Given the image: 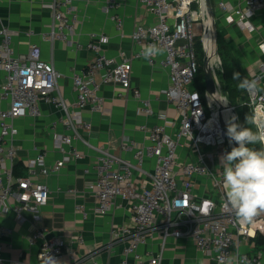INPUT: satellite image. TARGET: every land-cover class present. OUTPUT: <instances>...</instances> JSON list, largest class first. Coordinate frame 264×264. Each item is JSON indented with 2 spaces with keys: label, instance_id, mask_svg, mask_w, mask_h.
Returning <instances> with one entry per match:
<instances>
[{
  "label": "built area",
  "instance_id": "2783aa9c",
  "mask_svg": "<svg viewBox=\"0 0 264 264\" xmlns=\"http://www.w3.org/2000/svg\"><path fill=\"white\" fill-rule=\"evenodd\" d=\"M41 1L51 9L53 16L46 36L52 41L72 42L79 22L72 1ZM140 2L153 11L156 21L138 24L131 36L139 45L155 44L165 53L160 64L168 67L170 83L164 93L175 105L178 118L158 113L163 122L148 127L149 142L146 145L133 139L123 141L122 151L131 153L132 159L109 147L94 145L85 138L82 131L90 129L91 123L84 119L83 113L85 108L94 112L107 110L100 89L101 85L108 83L132 89L141 102L139 112L143 115L153 113L151 101L143 99L140 90L131 82L132 61L140 57V51L131 56L124 51H120L119 57L108 56L104 46L110 37L92 33L89 47L95 53V59L84 71L74 75L76 99L69 101L60 88L61 71L52 62L42 59L38 44H32L27 53L16 54L13 37L18 31L3 24L0 17V70L5 71L6 78L4 83H0V89L2 98L9 100V106L0 109V221L9 210H14L22 220H25L20 214L22 210H30L39 218V209L49 201L51 192L38 175L57 173L63 164L83 158L80 151L70 148L74 140H82L97 152L92 165L85 167V173L96 171L95 179L87 183V188L96 196L94 212L108 213L117 198H121L126 201L133 220V225L112 229V242L125 243L123 258L113 264H162L168 238L184 236L193 238L202 253L220 263L222 253L239 251L233 247L238 246L242 238L255 237L264 231V213L253 223H244L237 219L231 208L225 207L226 190L220 152H228L225 147L229 139L226 140V130L221 127L207 93L203 96L193 86L200 66L196 46L199 34L196 24L199 20L203 21L202 32H207L203 2ZM194 4H198L199 9ZM117 5L118 0H106L104 10L110 13ZM219 5L229 12L231 21L253 30L255 26L248 20L249 13L264 8V0H243L241 6L221 1ZM111 17L117 21V28L122 29V18L118 14ZM253 78L264 84V61L259 63L258 72L249 79ZM248 94L246 104L252 114L264 115V93ZM40 99L54 103L63 112L61 122L65 132L58 135L56 142L62 157L48 165L46 152L40 151L29 161L27 173L19 174L15 169L16 119L40 115ZM169 127L174 129L172 134L168 132ZM147 157L155 158L152 172L144 167ZM76 208L87 216L83 204ZM158 230L161 232V252L155 255L142 253L140 247L146 245ZM11 232L0 222V261L3 260L2 238ZM29 240L32 244L39 240V261L36 264H46L48 255L65 264L62 258L66 245L60 236L52 234L46 227H39ZM68 251L73 258L69 264H79L85 259L73 249ZM239 253L247 258L249 264H264L260 255ZM11 264L32 263L17 258L12 259ZM95 264L100 263L95 261Z\"/></svg>",
  "mask_w": 264,
  "mask_h": 264
},
{
  "label": "crops",
  "instance_id": "0c3cea01",
  "mask_svg": "<svg viewBox=\"0 0 264 264\" xmlns=\"http://www.w3.org/2000/svg\"><path fill=\"white\" fill-rule=\"evenodd\" d=\"M49 2L51 0H44ZM79 16L77 32L72 42L52 41L49 33L53 16L49 7L41 0H0V17L3 24L18 31L13 37L16 54L27 53L32 44L41 48L42 59L52 62L61 71L60 88L69 101L76 99L73 77L84 71L95 59L90 49L92 33L106 34L110 37L104 46L108 56L119 57L120 51L131 56L138 53L143 45L132 39V32L138 24H152L156 15L140 0H118L112 12L104 10L106 0H71ZM224 1L236 6L243 5V0H211L217 30L222 34L233 60L235 73L252 78L258 72V66L264 61V8L249 13L248 20L255 28H243L229 19L230 14L219 3ZM118 14L123 20L122 29L117 28V21L111 17ZM205 17V16H204ZM206 20V18H205ZM173 22V19H170ZM203 21L199 20L196 28L202 33ZM207 24V23H206ZM31 30V33L29 31ZM198 34V39H199ZM165 53L146 61L141 56L132 61L131 82L140 90L141 97L151 101L153 113L143 115L139 112L140 99L135 97L132 89L119 84L101 85L100 95L104 98L105 112L91 111L85 108L83 117L91 123V128L82 133L92 144L109 147L116 153L132 159V154L122 151V143L133 139L139 144L149 142L148 127L162 123L158 113H166L172 119L178 118V111L164 91L170 83L168 67L160 64ZM6 81L5 71L0 70V83ZM241 96L238 97V101ZM41 114L27 115L16 119L18 133L14 142L17 147L15 169L21 174L28 171L29 161L40 151L46 152V163L52 165L62 157L57 148L58 135L65 132L61 122L63 112L52 103L39 100ZM9 106V100L3 99L0 89V109ZM173 128L168 132L172 134ZM80 151L84 157L72 159L63 164L57 172L38 175V179L48 185L51 196L41 205L39 218L30 210H22V220L14 210H9L2 218L1 224L12 230L2 238L3 260L0 264H11L12 259H23L32 264L39 261V240L32 244L29 238L39 227H46L52 234L60 236L65 242L63 263L69 264L73 258L68 249L85 259L79 264H113L124 256L122 241L112 242V229L121 225H133L130 209L126 201L117 198L115 206L106 214L94 212L95 193L87 188V183L95 179L96 171L85 173V167L92 165L97 152L82 140H74L70 146ZM156 161L147 157L144 167L152 172ZM72 190V193L69 192ZM84 205L85 217L77 210V205ZM258 234V233H257ZM257 236V235H256ZM255 236V237H256ZM80 239H82L80 241ZM161 232L158 230L146 245L140 247L142 253L155 255L161 252ZM242 253L257 254L264 262V247L257 244L254 237L242 238L238 246ZM162 264H220L214 258L202 253L191 237H169L162 253Z\"/></svg>",
  "mask_w": 264,
  "mask_h": 264
},
{
  "label": "clouds",
  "instance_id": "9594fccd",
  "mask_svg": "<svg viewBox=\"0 0 264 264\" xmlns=\"http://www.w3.org/2000/svg\"><path fill=\"white\" fill-rule=\"evenodd\" d=\"M162 49L149 44L141 48L139 55L146 61H151L162 54ZM233 79L240 81L239 87L249 93H264V84L260 79L241 78L234 73ZM246 123L254 125L243 127L231 122L226 129L229 143H235L231 151L220 157V167L223 168V186L225 207L231 208L238 220L253 223L255 218L264 213V115H247ZM259 144V149L250 145ZM220 264H249L246 257L239 251L223 254ZM46 264H60L54 257L48 255Z\"/></svg>",
  "mask_w": 264,
  "mask_h": 264
},
{
  "label": "trees",
  "instance_id": "16d2710c",
  "mask_svg": "<svg viewBox=\"0 0 264 264\" xmlns=\"http://www.w3.org/2000/svg\"><path fill=\"white\" fill-rule=\"evenodd\" d=\"M195 8L199 9L198 4H194ZM197 51L200 52L201 49V43H199V39L197 40ZM218 53L221 57L222 60V65H223V77H224V82L226 84V89L227 92H229V97H230V101L232 104L237 103L238 102V97L241 96V99H243L242 97V89L239 87L240 81L237 79H233V75H234V68L232 65L233 60H231L232 55L230 53V51L227 48V45L225 43V40L222 36V34L220 33V31L218 30ZM199 57V71L196 75L195 81H194V87L196 89H198L200 91V93L204 96L205 95V81H203V77H204V70H203V58L201 57V54L198 55ZM240 77L243 78V75L241 73ZM247 115H253L252 111L250 109V107L244 103L242 105L241 108V115H240V125L243 127H252L253 130L255 131V126L254 125H248L246 123V116ZM250 147H254L259 149L261 146L259 144L257 145H250ZM19 173L20 172H17ZM254 240L257 244L261 245L264 247V231L262 232H258L257 236L254 237Z\"/></svg>",
  "mask_w": 264,
  "mask_h": 264
},
{
  "label": "water",
  "instance_id": "95a60500",
  "mask_svg": "<svg viewBox=\"0 0 264 264\" xmlns=\"http://www.w3.org/2000/svg\"><path fill=\"white\" fill-rule=\"evenodd\" d=\"M205 7L208 13L207 18L209 19L208 24L206 25L208 26L210 25L212 31V37H213L212 54L207 49L205 38L203 39V47H204L203 70H204L205 90L207 94L216 96L218 93V82L216 79L214 64L215 61L220 58L218 53V30L215 22V14L211 0H205ZM227 105L228 107H232V108L234 107V105L231 102H229ZM223 109H224V105H219L218 113L220 115L219 116L220 123L221 125H223L224 129L226 130L227 125L222 115ZM235 146L237 145L235 144Z\"/></svg>",
  "mask_w": 264,
  "mask_h": 264
},
{
  "label": "rangeland",
  "instance_id": "374dc122",
  "mask_svg": "<svg viewBox=\"0 0 264 264\" xmlns=\"http://www.w3.org/2000/svg\"><path fill=\"white\" fill-rule=\"evenodd\" d=\"M207 16H208V13H207V9L205 8V18H206V21L208 22L209 19L207 18ZM205 35L206 34L204 32L199 34V43H201V49H200V52L199 51H197V52H198V55L201 54L202 58L204 57L203 39H204ZM209 41H210V47H211V52H212V49H213V37H212V35L209 36ZM219 57H220V55H219ZM214 68H215V73H216V77H217L218 83L222 87L224 96H225L227 102L229 103L231 101H230V97H229V92H227V89L225 88L226 84L224 82V77H223V65H222L221 57L215 61ZM203 81H204V77H203ZM215 97L219 101H221L220 99H223V97L221 96L220 91H218V93H217V95ZM242 97H243V99L240 98L239 99L240 101H238L237 103L233 104L234 105L233 108L232 107L231 108L228 107L231 110V114H232V118L234 120V123H238V124H240V115H241L242 105L249 100L248 91H245V90L242 89ZM211 104L213 106H215V107L218 106V103L216 101H214L212 98H211ZM225 148H226L227 151H231V146H230L229 143L226 144ZM224 153H225V151H221L220 152V156L223 155Z\"/></svg>",
  "mask_w": 264,
  "mask_h": 264
},
{
  "label": "bare ground",
  "instance_id": "6f19581e",
  "mask_svg": "<svg viewBox=\"0 0 264 264\" xmlns=\"http://www.w3.org/2000/svg\"><path fill=\"white\" fill-rule=\"evenodd\" d=\"M202 2H203V15L205 16V8H206L205 5H204L205 0H202ZM207 24H208V22H207ZM211 35H212L211 27H210V25L209 26L207 25V33H206L204 38H205V42H206V45H207V49L212 54L211 47H210V41H209V36H211ZM216 79H217V77H216ZM217 82H218V80H217ZM218 91H220L221 96L223 97V99H220L221 101H219L215 96L207 94L208 95V101H209L211 107L214 109V111L216 113V116H217V118L219 120H220V118H219L220 115L218 113V108H219V105H224V109H223V114L222 115H223V118H224V121H225L226 125L228 126V124L231 123V122H234V120L232 118L231 110L228 108V105H227L228 102H227V100H226V98L224 96L222 87L219 85V83H218ZM211 98L218 103L217 107H215V106H213L211 104ZM221 127H223V125H221ZM223 130L225 131L224 127H223ZM222 135H223V132H222ZM225 137H226V140H228V137L226 135H225ZM231 144H232L233 147H235V143L234 142L231 143Z\"/></svg>",
  "mask_w": 264,
  "mask_h": 264
}]
</instances>
